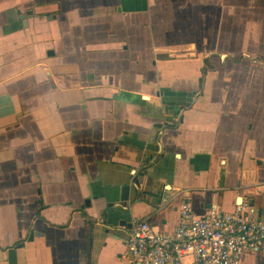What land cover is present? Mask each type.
<instances>
[{"label":"crops","instance_id":"obj_1","mask_svg":"<svg viewBox=\"0 0 264 264\" xmlns=\"http://www.w3.org/2000/svg\"><path fill=\"white\" fill-rule=\"evenodd\" d=\"M255 57L264 0H0V264H132L184 202L264 222Z\"/></svg>","mask_w":264,"mask_h":264},{"label":"built area","instance_id":"obj_2","mask_svg":"<svg viewBox=\"0 0 264 264\" xmlns=\"http://www.w3.org/2000/svg\"><path fill=\"white\" fill-rule=\"evenodd\" d=\"M126 256L132 264H241L244 257L264 258V222L251 219L246 205L197 217L184 202L171 233H155L134 219Z\"/></svg>","mask_w":264,"mask_h":264},{"label":"water","instance_id":"obj_3","mask_svg":"<svg viewBox=\"0 0 264 264\" xmlns=\"http://www.w3.org/2000/svg\"><path fill=\"white\" fill-rule=\"evenodd\" d=\"M182 113H180V115H179V117H178V119H177V122H176V124H180L181 123V121H182V115H181ZM137 182H135V184L137 185L138 183H139V181L138 180H136ZM134 219H139V218H134ZM133 219V220H134ZM133 222V221H132ZM33 234L29 237V239H28V241L29 242H31L32 240H33ZM19 246H21V245H19ZM4 257V256H3Z\"/></svg>","mask_w":264,"mask_h":264},{"label":"trees","instance_id":"obj_4","mask_svg":"<svg viewBox=\"0 0 264 264\" xmlns=\"http://www.w3.org/2000/svg\"><path fill=\"white\" fill-rule=\"evenodd\" d=\"M254 60H255V61H260V62H261V61H264V59H263L262 57H255ZM184 108H185V107L182 106V107H177L176 109H177L178 112H180V111H181L182 109H184Z\"/></svg>","mask_w":264,"mask_h":264}]
</instances>
